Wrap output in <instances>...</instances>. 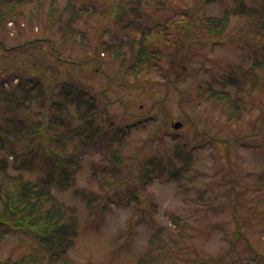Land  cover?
I'll list each match as a JSON object with an SVG mask.
<instances>
[{"label":"rangeland","instance_id":"374dc122","mask_svg":"<svg viewBox=\"0 0 264 264\" xmlns=\"http://www.w3.org/2000/svg\"><path fill=\"white\" fill-rule=\"evenodd\" d=\"M14 1L12 12L0 0V82L39 81L58 92L67 81L98 103L100 133L76 146L51 140L61 129L42 109L11 111L0 102L7 128L13 127L7 117L42 119L43 156L48 149L82 156L75 184L61 186L58 169L52 186L79 214L71 264H138L149 253L147 264H264V67L254 66L264 58V0H245L257 21L234 11L237 0ZM226 11L224 34L212 35L204 18ZM146 33L163 56L138 74L123 66L116 49L123 46L130 64L134 39ZM230 79L247 82L237 92ZM211 87L240 98L241 116L230 117L234 107L208 97ZM64 119L72 127L83 121L74 104ZM11 149L0 144V154L15 164ZM116 149L123 163L111 161ZM190 151L192 165L170 177ZM145 167H153L149 181ZM50 172L47 159L38 158L24 174L38 181ZM76 191L95 197L92 206ZM31 253L50 256L21 230L0 242V264Z\"/></svg>","mask_w":264,"mask_h":264},{"label":"trees","instance_id":"16d2710c","mask_svg":"<svg viewBox=\"0 0 264 264\" xmlns=\"http://www.w3.org/2000/svg\"><path fill=\"white\" fill-rule=\"evenodd\" d=\"M6 1L10 4L11 11L14 12L15 5L13 4L15 1ZM19 1L23 2L24 0ZM55 10L54 3L52 11ZM234 11L241 16H247L251 20L257 21L255 18L257 10L254 7H249L245 0H237ZM1 14L2 16L5 15L3 9ZM229 21L230 12L228 11L223 16H206L204 18L207 31L220 37L224 34ZM135 23L140 25V21ZM147 34H144L140 39H134L135 43L131 44L135 56L130 64H128L127 58L123 59L125 52L121 51L123 46L119 45L116 49L117 58L121 60L123 66L126 69L135 70L138 74L146 66L158 64L163 56V51L148 41ZM105 48L107 50L108 48L111 49V45L105 43ZM257 65L264 67V58L262 60L257 59L254 66ZM252 78L256 79V77ZM230 82L238 85L237 92H239L247 81L245 79H230ZM209 91L211 93L208 97L225 100L230 108L234 107L230 117H234V115L241 116L240 98H234L233 100L231 93L226 89L215 90L211 87ZM0 102L3 103L5 109L11 111L23 106H33L50 114L55 119H49V123L51 125L55 123L61 129L51 137V140L55 142H73L76 146L77 144H86L93 141L101 131L96 97L89 95L81 85L64 81L59 91L56 92L52 88H46L45 84L39 81L19 80L13 87H8L5 81H1ZM73 104L80 111V117L83 120L76 127H72L64 119L65 110ZM7 119L13 127L7 128L4 124H0V144L1 146H6L7 143L12 144L11 153L14 154L15 164H12L8 155L0 154V242L10 232L21 230L44 243L50 251V256L44 257L46 259L44 261L41 259L43 256L31 253L16 261L2 262H5V264H71L69 250L79 234V214L74 205H68L58 199L52 191V186L57 182L55 175L58 169L62 176L60 185L63 187L74 185L76 174L82 167V156L80 157L75 153H57L52 149H48L47 154L43 156L39 153L42 147L41 139L46 136L42 131L45 124L41 121L42 119L35 121L33 124L25 123L20 117H7ZM120 131L122 133L128 132L126 128H120ZM3 132L12 134L14 138L10 139ZM15 143H21L23 145L22 149L16 148ZM181 156L186 159V162L179 169L170 172L172 178H180L181 174L186 172L192 165V151L188 155L182 153ZM38 158L47 159L51 172L48 177L34 181L26 178L24 172L33 170ZM123 160L119 150L116 149L111 161L119 164L123 163ZM153 162V160H149L147 163L152 164ZM152 171L153 167H145L143 178L146 181L152 178ZM76 192L87 198L89 205L92 206L95 197L91 198L89 194L82 191ZM153 236L163 240L159 231L154 232ZM151 243V246L157 245V241L153 238ZM152 258L153 255L149 253L138 264H147Z\"/></svg>","mask_w":264,"mask_h":264},{"label":"water","instance_id":"95a60500","mask_svg":"<svg viewBox=\"0 0 264 264\" xmlns=\"http://www.w3.org/2000/svg\"><path fill=\"white\" fill-rule=\"evenodd\" d=\"M181 123H182V122H180V121H179V122H176V123H175V127H180V126H181Z\"/></svg>","mask_w":264,"mask_h":264}]
</instances>
